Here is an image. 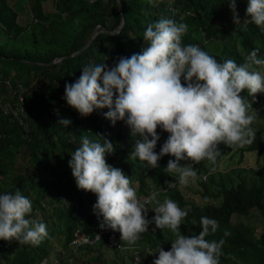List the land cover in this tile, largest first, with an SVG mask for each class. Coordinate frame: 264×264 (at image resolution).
<instances>
[{
    "label": "trees",
    "instance_id": "obj_1",
    "mask_svg": "<svg viewBox=\"0 0 264 264\" xmlns=\"http://www.w3.org/2000/svg\"><path fill=\"white\" fill-rule=\"evenodd\" d=\"M0 1V34L3 32L8 40L17 39L26 27L18 25L15 12ZM54 4L58 10L55 14L64 15L44 18L37 35L29 36V47H25V43L10 47L0 44V79H9L13 85L20 83L25 88L23 106L30 133L24 136L17 124L0 116L3 134L0 138V179L9 177L8 186L0 187V194L19 189L32 201V212L26 218L44 223L47 229V236L38 245L0 240V264H37L53 247V234L62 235L59 247L64 254L60 262L71 258L70 264H78V259L88 264H153L159 246L170 250L173 234L167 228L157 229L150 223L135 244L121 241L117 233L115 240L121 244L120 248L108 246L105 235H101L96 244L70 251L67 244L75 230L91 235L107 229L100 226L102 217L92 227L85 222L95 216L96 196L77 189L68 166L71 154L81 146L84 136L91 140L101 136L112 142L114 152L106 155V162L121 169L132 183L135 182L138 197L151 191L148 197L157 193L160 202L170 198L181 209H190L179 226L182 235H198L201 217L215 219L218 228L205 239L224 240L219 264H264V225L256 235L254 227L239 219L252 209L264 216V167L256 164L251 168L250 165L253 154L257 158L264 155L263 138L255 137L251 144L222 150L214 163L179 161L181 166L190 162L196 171L195 178L185 185L170 180L177 177L176 174L164 170L168 161L175 159L172 156H163L155 169L138 158L131 159L130 153L139 137L132 136L130 129L122 126L123 120L113 125L106 119L104 114L108 108L96 109L82 117L63 98L65 84L75 82L83 67L101 63L112 67L120 57L139 53L144 47L143 33L147 26L161 18L186 24L182 44L197 45L218 62L232 59L242 64L253 50H257L258 58L264 59V29L252 23L246 29L243 27L244 20L249 19L246 14L248 0H236V12L241 21L237 25L233 22L228 0H55ZM121 20L122 27L117 33L103 31L113 30ZM96 25L97 33L89 45L69 56L86 43ZM206 41L211 43V51L205 49ZM32 78L42 85L41 93L30 86ZM3 93L4 87L0 85V95ZM240 95L248 103L250 97L258 99L257 94L249 95L247 90ZM61 119L71 123L64 126L59 123ZM157 132L160 140L155 151L158 153L168 133L159 128ZM14 163H18L16 171ZM203 172L205 176H201ZM169 182L175 187L169 188ZM60 192L71 196L62 205L58 204ZM45 206L47 214L42 211L44 215L34 218L37 209ZM154 206L151 204L146 213L150 221L155 215L151 209ZM232 218L236 221L232 222ZM226 232L229 234L225 235ZM110 255L112 258L106 259Z\"/></svg>",
    "mask_w": 264,
    "mask_h": 264
},
{
    "label": "clouds",
    "instance_id": "obj_2",
    "mask_svg": "<svg viewBox=\"0 0 264 264\" xmlns=\"http://www.w3.org/2000/svg\"><path fill=\"white\" fill-rule=\"evenodd\" d=\"M228 3L233 22L240 24L236 0ZM246 14L245 29L249 23L264 29V0H248ZM186 32L187 25L173 19L149 24L139 53L120 57L112 67L104 63L83 67L75 82L65 84L63 97L82 117L108 108L106 119L113 125L125 121L130 134L139 137L130 158L155 169L163 156H172L175 159L164 170L176 174L178 183L185 185L196 176L192 164L214 163L220 144L242 147L253 142L250 125L255 116L250 112L259 113L264 98V59L257 57V50L239 65L232 59L218 62L197 45H183ZM243 90L257 94L252 106L240 95ZM59 123L67 126L71 121L61 119ZM158 128L168 136L157 153ZM97 137H82L68 166L77 189L95 194L93 213L103 218L101 228L119 232L120 240L132 245L154 223L157 229H169L175 238L170 250L158 247L153 264H219L224 240L205 239L216 232L218 222L201 217L198 235H182L179 226L190 209H181L170 198L160 202L157 193L148 197L151 191L139 198L130 178L106 162V155L114 152L112 142ZM181 160L192 164L181 166ZM168 187L175 184L169 182ZM150 203L155 205L151 221L146 218ZM31 212L32 201L19 189L0 194V240L38 245L47 229L44 223L26 218Z\"/></svg>",
    "mask_w": 264,
    "mask_h": 264
},
{
    "label": "rangeland",
    "instance_id": "obj_3",
    "mask_svg": "<svg viewBox=\"0 0 264 264\" xmlns=\"http://www.w3.org/2000/svg\"><path fill=\"white\" fill-rule=\"evenodd\" d=\"M3 1L6 3V6H8L12 11L15 12V14H16L15 22L23 28L26 27L22 31V35H20L17 39H14V40L6 39V36L2 32L0 34V35H2V36H0L1 37L0 38V44H5L6 47L15 46L16 44H19V43L21 45H24V43H25V44H27V45H25V47H29L28 44L31 43L29 36H31L32 34L37 35L36 33L40 29L41 23H43L44 18L46 20H48V19L52 18L53 16L62 17L64 15L63 13H61L60 15L55 14V12H58V10L55 8V4H54L55 0H3ZM0 31H1V29H0ZM40 44L42 46V38L40 39ZM204 44H205V49L207 51H211V46H212L211 43L206 41ZM30 86L32 87V89H34V90L36 89L37 93H41L43 90L42 85L39 84V82L34 81L33 78H32V82H31ZM28 89H30V87H27V90ZM253 102L254 101L252 100V97H250L249 104L251 106L253 105ZM262 102H263V108L261 111H259V113L253 112V111L250 112V114L255 116V119L252 122V124L250 125V127L254 131L255 137H261L264 139V98H263ZM122 126L130 129L127 126V124L125 123V121H122ZM219 149H220V152H222V150L229 149V147H227L224 144H220ZM221 155L224 157L223 154H221ZM256 158L257 157H255V154H253V157L250 159L251 168H254L253 166H256V164L264 167V155L260 156L257 159ZM221 160H223V158ZM186 164H191V163L186 161ZM16 165H18V163H14V170L15 171L17 170ZM215 169H216V167H215ZM205 174H206V172H203V173H201V176L202 175L205 176ZM170 180L177 181L178 178L172 177ZM8 184H9V177L8 176L2 177L0 179V187L8 186ZM132 187H134V188L136 187L135 182L132 183ZM60 193H61V197L59 196L60 202H58V204L60 203L62 205V203L64 201H67V198H69L71 196H69V193H67V192H66L67 193L66 195H65V192H60ZM139 198H140V196H139ZM146 207H148V209H150L151 203L146 205ZM42 208H41L42 210L37 209V211L35 212L34 218H40L41 215L47 214V212H48L47 207L45 206ZM80 210H83V209H80ZM42 211H46V213L43 214ZM239 219L244 224L251 226V227H254V233L256 235L261 232L262 227L264 225V216L260 215L257 211H255L253 209L246 216L239 217ZM98 221H99V218L96 215L91 220L85 219V222L87 224H89L90 227L95 226ZM234 221H236V219L232 218V222H234ZM61 241H62V235H60V234L54 235L53 234L52 239H51L53 247L49 250L48 256L44 258L45 260H47V261H50V260L52 261L54 259L58 260V258L62 257V254H61L62 250L59 247ZM107 258L109 260V258H112V257L110 255V256L106 257V259ZM40 260H42V259H40ZM77 263L80 264L82 262L78 259ZM96 263L97 262H90L89 264H96ZM82 264H88V263L84 261Z\"/></svg>",
    "mask_w": 264,
    "mask_h": 264
},
{
    "label": "built area",
    "instance_id": "obj_4",
    "mask_svg": "<svg viewBox=\"0 0 264 264\" xmlns=\"http://www.w3.org/2000/svg\"><path fill=\"white\" fill-rule=\"evenodd\" d=\"M0 85H3L5 90V93L0 95V116H5L10 122L17 124L20 127L22 134L28 137L30 133L25 119L26 114L23 106L25 88L20 83H15L13 85L9 79H0ZM1 137H3V134L0 131V138ZM145 199L146 198H144L143 201ZM117 233L119 232H114L109 228L105 230H98L91 235L75 230L72 233V237L69 240L67 246L72 252L79 246H91L96 244L100 240L101 235H105L106 244L108 246H115L120 248L121 244L117 243V241L115 240ZM61 254L62 257L58 258V260L54 259L52 261H47L45 259H42L37 264H70L71 258H68L65 262H60L61 260H63V250Z\"/></svg>",
    "mask_w": 264,
    "mask_h": 264
},
{
    "label": "water",
    "instance_id": "obj_5",
    "mask_svg": "<svg viewBox=\"0 0 264 264\" xmlns=\"http://www.w3.org/2000/svg\"><path fill=\"white\" fill-rule=\"evenodd\" d=\"M90 1H92V0H90ZM116 1H118V0H116ZM122 23H123V21L121 20L120 23H119V25L116 26L113 30L107 31V30L103 29V31L108 32V33H111V34L117 33V32L119 31V29L122 27ZM97 27H98V25H96V26L93 28V30H92V32H91V35H90L89 39L86 41V43H85V44H84L79 50L70 53L69 56H73V55H75V54L81 52L83 49H85V48L89 45V43L91 42L92 38H93V37L95 36V34L97 33V30H96ZM59 59H60V58H59Z\"/></svg>",
    "mask_w": 264,
    "mask_h": 264
}]
</instances>
